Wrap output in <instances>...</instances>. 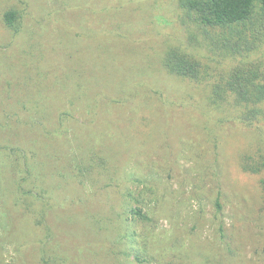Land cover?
<instances>
[{
  "label": "rangeland",
  "instance_id": "rangeland-1",
  "mask_svg": "<svg viewBox=\"0 0 264 264\" xmlns=\"http://www.w3.org/2000/svg\"><path fill=\"white\" fill-rule=\"evenodd\" d=\"M175 2L0 0V104L8 101L7 91L32 85L29 77L36 78L38 70L36 56L30 52L36 47L46 52L47 64L53 69L61 67L62 56L73 49V83L61 89L60 96L87 106L97 104L104 117L113 110H104L99 95L109 86L123 89L139 78L142 89L155 99L161 94L172 101L169 125L159 127L151 144L137 147L124 158L119 186L99 189L101 196L93 192L90 180L73 179L80 156L87 151L89 138L96 143L102 142L101 137L112 143H125L126 138L120 140L116 127L105 119L100 117L91 127L87 112H74L75 121L67 122L62 138L65 145L46 150L53 168L35 171L37 178L50 177L55 187L46 200L53 208L47 210L46 226L51 231L45 237L43 232L36 234L32 221L12 206L21 198L13 188L22 175L21 167L19 159L0 149L1 264H45L42 250L45 260L58 258L60 264H155L153 255L171 253L168 243L173 239L181 252L192 245L215 256H235L238 264H264V215L257 213V184L237 166L239 153L253 142L255 134L241 126L213 127V120L201 115L200 107L187 97L198 90L163 74L158 56L153 55L183 37ZM10 8L21 15L22 29L16 34L3 22ZM115 22L119 28L113 26ZM110 29L114 34H109ZM145 69L147 74H143ZM116 108L118 113L113 112L112 118L123 117L121 111L124 116L135 115L132 106ZM153 110L165 118L160 106ZM11 128L0 129V147L8 136L18 133ZM20 130L22 136L11 139L13 143L28 139V128ZM217 198L220 211L215 207ZM131 206L140 207L151 219H134ZM87 214H91L89 219ZM97 224L105 226L101 236H97ZM107 228L113 233L109 235ZM37 239L43 241L42 250L35 249Z\"/></svg>",
  "mask_w": 264,
  "mask_h": 264
},
{
  "label": "trees",
  "instance_id": "trees-1",
  "mask_svg": "<svg viewBox=\"0 0 264 264\" xmlns=\"http://www.w3.org/2000/svg\"><path fill=\"white\" fill-rule=\"evenodd\" d=\"M175 1L176 18L184 34L182 38H177L176 43L165 44L160 54H153L158 56V68L166 76L198 90L187 97L190 96L194 105L200 107L201 115L213 120V127L235 125L255 134L253 142L239 153L237 166L240 171L254 177L258 190L257 213L264 215V0ZM20 17L19 11L14 8L7 9L3 14L5 26L14 34L22 29ZM117 23H113V26L119 28ZM109 34H114L112 29ZM44 52L38 47L31 48L30 54L36 56V78L29 77L33 81L29 87L20 86L18 91L13 89L11 95L7 91L8 96L4 97L8 101L0 104V113H5L0 115V129L8 125L13 127L12 130L18 129V133L8 136L6 144L0 149H7L15 159H19L21 167L22 175L13 185L21 198L14 200L12 206L20 215H25L26 220L32 221L36 234L43 232L45 237L46 232L51 231L50 226H46L47 210L51 212L53 208L46 200L54 193L55 187L50 177L41 175L37 178L35 171L42 167L43 171L53 168L46 150L50 147L59 150L61 145H65L61 143L65 142L62 138L67 131V122L75 121L74 112H87L91 127L101 117L108 125L116 127L120 140L126 138L125 143L107 142L106 137H101L102 142L96 143L89 138L87 151L83 150L80 156V168L73 179L90 180L95 189L93 192L101 196L99 189L119 186L124 158L137 147L151 144L157 139L159 127L169 125V104L172 101L161 94L160 97L155 95V99L142 89L139 78L136 83H128L123 89L109 86L99 95L105 102V111L111 109L115 112L116 107L121 110L132 106L131 111L135 115L124 116L126 114L121 111L123 117L112 118L114 114L110 111L104 117L97 104L87 106L78 99L67 100L60 96L61 89L73 83L70 74L74 67L73 49L67 52V57L60 56L62 66L55 69L49 68V60ZM143 74H147L146 69ZM143 74L140 73V77ZM153 92L158 94L157 91ZM196 96L200 97L201 102ZM154 106L162 108L165 118L158 117L152 111ZM24 126L28 128V139L21 138L13 143L11 139H19L22 136L20 129ZM213 145L217 150L215 141ZM42 158L44 161L41 165ZM125 194L132 199L129 190ZM215 207L221 210L219 198L215 200ZM129 211L138 221L151 219L138 206H131ZM89 217L91 214L86 215V218ZM99 225L96 227L97 236H101L105 229V226ZM107 229L109 235L114 231L112 228ZM36 241L35 249L42 250L43 241ZM168 245L173 249L172 252L153 255L155 264H238L235 256H215L214 252L196 249L192 245L189 250L181 252L175 239ZM44 257L42 250L41 259L46 264L48 260ZM59 261L57 258L49 262L60 264ZM49 262L47 264H51Z\"/></svg>",
  "mask_w": 264,
  "mask_h": 264
}]
</instances>
